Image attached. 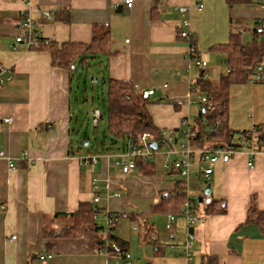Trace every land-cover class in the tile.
I'll return each instance as SVG.
<instances>
[{"label":"crops","instance_id":"0c3cea01","mask_svg":"<svg viewBox=\"0 0 264 264\" xmlns=\"http://www.w3.org/2000/svg\"><path fill=\"white\" fill-rule=\"evenodd\" d=\"M256 1L235 0L230 6L227 0H136L128 9L124 0H32L31 12L39 36L45 43L58 46L89 44L94 27L109 28L107 55L95 59L99 72L105 74V85L109 79L130 81L138 92H150L148 110L153 123L161 130H176L177 138L184 128L183 121L188 120L191 126L199 114L201 106L192 88L203 71L193 64L189 43L179 38L180 9H189L196 55L208 63V79L218 85L220 79H214L219 66H210L209 61L220 58L224 62L226 55L213 48L228 43L232 33L251 37L257 21L264 17V9ZM26 8L25 0H0V59L10 71L6 76L11 77L0 87V153L12 158L16 167L10 171L7 158L0 157V264L123 261L94 249L84 235L69 236L66 231L75 225L81 205L94 202L96 196L99 202L95 205L103 212L133 214V218H125L144 221L147 226L142 212H127L129 203L123 199L121 188L139 189L147 197L157 195L159 203L163 193L166 197L167 191L176 187L177 182L164 168L176 155L170 153L171 147L155 153L153 174H144L139 167L124 174L113 167L111 156L122 153L125 147L113 148L117 152L112 154L109 142L96 164H81L80 159L92 153L80 154L71 131L74 77L71 79L69 71L53 66L48 47L28 49L16 42ZM253 79L257 83L236 84L230 89L231 96L233 87H240L235 102L229 105L228 123L232 129L251 130L264 122V83ZM254 83L249 99L243 98ZM237 109L240 113H235ZM9 118L12 121L6 122ZM174 149H178L177 144ZM249 160L243 150L228 163L215 167L209 182L210 201L224 200L227 213L205 216L193 227V255L200 257L197 264L204 255L218 257L220 264H264L263 234L256 225H244L253 195L258 209L264 210V150L256 155L253 168ZM158 172L174 185L166 187ZM192 176L199 181L195 170ZM202 182L206 184L204 179ZM204 184L203 189L198 188V199L207 198L208 183ZM203 208L200 206V212ZM103 212L95 216L100 225L104 222ZM153 212H158L155 206L148 214ZM152 226L148 230L152 231L153 238L149 239L153 245L157 232ZM176 227L178 234L180 227ZM182 238L180 245L185 241ZM119 240L128 243L124 255L130 254L129 242ZM132 250L129 259L157 255L160 264L193 262L189 263L181 251L178 257L176 253L168 257L165 247L158 254L147 246ZM43 254L51 257L42 260Z\"/></svg>","mask_w":264,"mask_h":264},{"label":"trees","instance_id":"16d2710c","mask_svg":"<svg viewBox=\"0 0 264 264\" xmlns=\"http://www.w3.org/2000/svg\"><path fill=\"white\" fill-rule=\"evenodd\" d=\"M227 1L230 6L235 3V0ZM256 2L260 5V0ZM256 27L257 25L253 28L251 37L248 39L244 38L240 33H232L228 43L213 48V50H218L226 55L228 72L220 77L218 85H214L209 79L204 78V71H202L197 84L194 85L198 92L207 93L210 96V103L212 104L211 106L210 104H198L201 106L200 111L191 125L192 130L195 132V137L192 141L194 147H224L235 150L251 147L260 149L264 147V122L255 126L252 131L235 130L230 128L228 123L231 87L236 84H247L250 81L255 82L253 78L257 66L260 64L264 65V36L257 33ZM40 42V47L46 46L49 48L53 66L69 71L71 79H73V65L79 64L82 67H87L90 65L91 60L94 61L101 56L107 55L110 45V31L105 26L94 27L93 39L89 44L65 43L62 46H58L51 42L47 44L42 38ZM192 44L195 46L196 41L193 40ZM107 83L108 131L111 135V143L108 150H112L115 147L118 149L123 148L120 145L128 142V140L136 142L141 134L145 132L150 133L153 140L158 143L165 139L164 133L169 129L161 130L153 123L152 116L148 110V105L151 103L150 97H146L145 93L138 92L135 85L130 81L109 79ZM211 128L217 129V133H211ZM180 131V136L176 138L175 134L178 133L173 130L176 139L182 137L183 129ZM177 146L179 149V143ZM103 148H106L104 143ZM151 161L146 167L138 166L144 174L150 175L154 173V162ZM173 181L177 182L175 189L167 191L166 197L163 193L160 196V202L155 205V208L158 212L166 214L167 217L173 214L177 222L180 216L185 219L182 210L190 196L181 179L176 178ZM196 201L200 206H204L203 211L200 212L202 219L205 216L224 215L227 213V206L224 200H211L206 204L200 203L198 199ZM101 212H103V209L96 207L94 202L81 205L79 212L75 215V225L66 231L67 235L78 236L82 234L89 240L91 247L94 249L105 252L109 258H112L111 256L122 258L125 264H128V260L124 255L128 250V243L112 235L113 230L116 228L110 229L107 235L100 234L104 227L96 222L95 216ZM112 214L119 218L134 217L133 214L121 215L117 212H112ZM247 214L244 225H256L264 236V210L258 209L256 195L251 198ZM151 232L149 229L147 232L149 237L147 238H153V236H150ZM187 233L189 234V228L185 233V241ZM170 241L172 242V247L181 251L185 257V241L180 245L178 235H176L174 240L170 239ZM112 244H115L116 247L113 248ZM153 247L156 254L162 253L163 249L157 243V239ZM200 264H220V260L215 256L204 255Z\"/></svg>","mask_w":264,"mask_h":264},{"label":"built area","instance_id":"2783aa9c","mask_svg":"<svg viewBox=\"0 0 264 264\" xmlns=\"http://www.w3.org/2000/svg\"><path fill=\"white\" fill-rule=\"evenodd\" d=\"M136 0H124V4L128 9H132ZM26 2V10L22 13L23 19L20 23V34L16 38L17 43L24 44L28 49L37 48L40 46L41 37L39 36V32L37 30V24L32 17L31 8L33 6L32 0H25ZM262 9H264V0H260V5ZM203 6L200 5V8ZM181 18H182V26L179 33V37L181 39L186 40L190 45V55L192 56L193 64L203 69L204 78L208 79V71H206L208 63L202 59H200L196 55L195 46L192 44V41L195 39L194 34L190 30V20H189V9L186 7H182L180 9ZM256 31L257 33L264 36V17L257 21ZM48 44L49 41H46ZM15 48V45L12 46ZM6 74H10V71L6 68L3 61L0 59V87H2L7 81L11 79L10 76H6ZM254 78L256 81L264 82V65L260 64L257 66L254 74ZM192 91L196 93L197 100L199 104H210V96L207 93L198 92L195 87L192 88ZM102 119V113L99 109L92 111V122L95 127L99 125V122ZM6 122H11L12 119H6ZM183 131L182 137L176 139L172 129L167 130L165 134V139L161 140V142H156L153 140V137L150 133H143L138 138L136 142L129 141L125 142L123 145L125 147V151L118 154L117 159L114 162L113 167L115 169L121 170L124 174H129L138 168L139 165L142 167H146L150 161L153 159L155 153L158 148L161 146H169L172 148L170 151L171 154H175L176 158L171 162L165 164V172L171 179L179 178L184 184L186 191L189 190V179L193 175V171H196V174L199 178L197 181V188H202V180L209 184L210 178L214 173L215 167L218 164H226L231 158L240 151H246L250 157L249 166L253 168L255 166V157L256 155L264 150L263 148H245L242 150L228 149L224 147H206L199 148L193 146V139L195 137V132L192 130L190 123L188 120L183 121ZM255 128V127H254ZM251 129L250 131L254 130ZM211 133H217V129L211 128ZM249 134V133H248ZM155 142L157 144V149L154 150L151 147V143ZM179 143V149H174L173 145ZM26 154V153H25ZM27 156V154H26ZM0 157H6L4 153H0ZM8 160V168L10 171L15 170V164L12 158L6 157ZM99 154H90L88 156L82 157L80 159L81 164L85 166L96 164L99 160ZM93 185L95 186L94 190L97 192V180L93 181ZM196 198H190L184 204L182 213L185 217L188 228L192 227L196 223H199L202 220V216L200 215V205L197 203ZM99 202V197L94 198V204ZM98 211V209H96ZM99 214V213H98ZM97 216V214H96ZM120 218L114 216L111 211L103 212V223L104 227V235L108 234L110 229L116 228L119 224ZM166 230L169 234V238L174 240L176 238V217L173 214L168 215L166 221ZM13 239H16L14 236ZM112 247L115 248V244H112ZM193 247V243L189 238V234H186L185 241V257L186 260L190 263L193 261V254L191 252ZM126 258L129 259L131 256L129 253L125 254ZM50 254H43L41 259L50 258Z\"/></svg>","mask_w":264,"mask_h":264},{"label":"rangeland","instance_id":"374dc122","mask_svg":"<svg viewBox=\"0 0 264 264\" xmlns=\"http://www.w3.org/2000/svg\"><path fill=\"white\" fill-rule=\"evenodd\" d=\"M247 36L248 37H246V39L249 38L250 34H248ZM209 65L213 67L219 66L216 68L214 80H218L220 79V76L227 74L226 61L223 62L220 58H218L216 59V61H209ZM72 70V72H74V83L72 88L73 90L71 95V102L73 110L72 116H74V119L71 131L73 139L75 141V146L79 150L80 154L87 155L88 152H91L92 154H99V156H101L103 143L108 145L111 138V135L108 131V88L106 87L107 85H105L104 82V80L106 79L105 74L103 72H99V67L95 63V60H91L90 65L87 67H82L81 65L77 64ZM96 79L98 81H95ZM255 83L252 84V86H249L248 89L243 93V98L249 99L248 96L250 94L251 88H253ZM239 88L240 87L238 85L233 87V91L231 92L230 96V103L235 102L237 94L239 92ZM155 94L156 92L154 93V95ZM154 95H152L151 98H154ZM233 98L234 100H232ZM94 108H98L103 115L101 121L99 122V127L96 128V135L93 134L95 128L93 127V124L91 122V112ZM235 113H240V109H237ZM84 143H89V145L84 146ZM173 147L175 148V145H173ZM167 148H169V146L164 145L159 147L156 154L166 152ZM114 151L117 152L116 150H113L111 151V153L114 154ZM111 157L113 162L112 165H114V162L119 158L114 155ZM158 176L161 177V180L166 187L171 188L174 185V183L172 184V182L164 178L165 175L163 173L158 172ZM197 184L198 183L195 177L191 176V178L189 179L188 190L190 198L197 197L199 190L197 188ZM202 184L204 183L202 182ZM212 190L214 193L215 187ZM121 194L123 199H125L129 203L127 212H142L144 214V219L148 223L147 227L144 221L137 223L125 217H121L118 226L113 230V232L115 233L114 235H116L119 239L121 238L129 242L131 247L129 250L131 256L133 253L132 247L139 246L140 248L145 249V247L147 246L149 247V249H152L154 251V247L150 239L146 238L148 228H151L153 227L152 225H154V230L157 232L156 239L159 246L162 247V249L163 247H165L168 253V257H173L174 253H176L178 257V253L180 251L172 247V242L170 241L169 234L166 230L167 215L161 212H153L151 215L148 214L152 207L158 203L159 197L157 195H151V197H147L143 195L142 191L139 189L129 190L121 188ZM177 225L180 228L178 230V234L176 235H178V240L182 241V237H185L188 226L185 219L181 216L177 219L176 226ZM195 225H193L192 227H196ZM190 240L194 244V239ZM195 251H197V248ZM142 252L144 254V251ZM191 252L193 253V250H191ZM199 258L200 257L198 256L194 258L193 255V262L190 263L197 264ZM127 260L128 263L131 264H160L161 262L160 257L157 255H151L150 257L149 255H142V257L139 259L132 257V259ZM112 262L113 264H125V261L118 259H114Z\"/></svg>","mask_w":264,"mask_h":264},{"label":"water","instance_id":"95a60500","mask_svg":"<svg viewBox=\"0 0 264 264\" xmlns=\"http://www.w3.org/2000/svg\"><path fill=\"white\" fill-rule=\"evenodd\" d=\"M72 69H74V65L72 66ZM96 81H97V79H96ZM149 95H150V92H146V93H145V96H146V97H149ZM93 134L96 135V128L94 129ZM88 145H89V143H84V146H88ZM151 147H152L154 150H156V149H157V144H156L155 142H152V143H151ZM210 194H211V185L208 184V185L206 186V189H205V195L207 196V198L205 199L204 197H200V198L198 199L199 202H200V203H204V202H205V203H209V202H210ZM189 236H190L191 239L194 238V228H193V227H190V228H189ZM128 264H130V263H128Z\"/></svg>","mask_w":264,"mask_h":264}]
</instances>
